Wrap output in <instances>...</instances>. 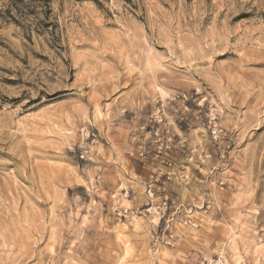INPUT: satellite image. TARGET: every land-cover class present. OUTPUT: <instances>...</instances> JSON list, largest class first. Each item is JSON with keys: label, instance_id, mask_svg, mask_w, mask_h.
<instances>
[{"label": "rangeland", "instance_id": "rangeland-1", "mask_svg": "<svg viewBox=\"0 0 264 264\" xmlns=\"http://www.w3.org/2000/svg\"><path fill=\"white\" fill-rule=\"evenodd\" d=\"M207 263L264 264V0H0V264Z\"/></svg>", "mask_w": 264, "mask_h": 264}, {"label": "built area", "instance_id": "built-area-1", "mask_svg": "<svg viewBox=\"0 0 264 264\" xmlns=\"http://www.w3.org/2000/svg\"><path fill=\"white\" fill-rule=\"evenodd\" d=\"M160 190L162 193L161 202L158 205H153L152 198H153L154 193L151 191V186L150 185L147 186V195H146L147 204H146V208L143 210L144 216H146L147 218L157 219L158 221L165 216V213L168 210V206H167L168 195L166 193L165 187H161ZM209 208H210L209 204H206V209H209ZM118 216L125 218L127 217V213L126 211H121V212H118ZM164 222L166 223L167 228L174 224L173 218L170 220H165ZM180 224L183 226L190 227V228L196 227L195 222L191 218H189L188 215H185L181 219ZM176 240L178 241L179 238L173 237V235L169 231L168 235L165 237L164 243L167 246H172ZM207 264H211V263H207Z\"/></svg>", "mask_w": 264, "mask_h": 264}]
</instances>
